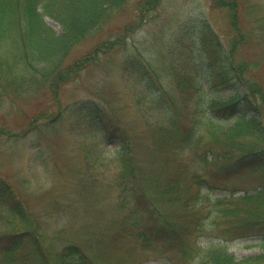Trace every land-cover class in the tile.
Wrapping results in <instances>:
<instances>
[{"label": "rangeland", "instance_id": "374dc122", "mask_svg": "<svg viewBox=\"0 0 264 264\" xmlns=\"http://www.w3.org/2000/svg\"><path fill=\"white\" fill-rule=\"evenodd\" d=\"M140 1L129 0L123 10L103 24L96 36L71 50L67 62L84 58L85 67L78 78L60 88L58 97L63 103L92 98L107 113H115L118 117L115 126L118 134L126 133L130 139L134 136L132 140L139 156L138 176L147 178L156 175L164 179L165 176L177 172L169 162L175 160L176 155L173 158L166 154L165 150L162 151V147L156 142L157 136L152 133L153 124L160 116L155 108L158 92L152 89L156 88L155 85L159 82L162 92L178 103L176 116L182 124L190 127L196 123L195 130L191 132L192 137L200 136L204 142H210L213 137H210L209 127L204 119L199 118V112H195V93H186L179 85L177 76L183 73L200 74L203 77L208 73L216 80L224 81L227 89L234 83L236 71L245 80H262L264 29L258 25L259 19L264 18V0H236L238 9L221 6V0H156L142 9L139 6ZM227 2L233 5L236 3L234 0ZM233 14H238L237 21L240 20L242 28L246 29L249 35V42L238 46L233 59H230V62H233L230 64L236 69L235 73L230 69V64L226 67L216 66L222 51L215 49L216 54H210L212 48H207V55L204 57L201 46L198 45L195 51L192 46H196L197 41L194 39L206 36L209 38V33L226 43L228 38L238 33ZM45 22L56 32L61 31L59 24L51 18L45 17ZM127 57L137 58L148 66L151 75L148 77L149 87L134 83L126 77L129 73L122 70V63ZM241 65L245 66L242 70ZM235 86L241 91L244 88L238 81ZM215 97L227 100L228 94L220 92ZM10 103L11 101L7 100L0 107V123L11 130L23 129L30 124L28 121L37 112L44 113L48 110L49 115L45 120L53 118L46 128L31 130L28 139L18 142L16 146L10 144L8 139L5 143L0 142V177L14 189L19 204L24 205L26 215L31 213L34 221L35 215L42 223L46 222L47 233L51 239L54 238L53 250L67 243H79L89 250L88 254L99 264H166L167 256L175 254L172 246L164 254L127 261L121 257L116 260L112 258V254H120L118 248L122 244L105 242L104 259L99 257L97 261V254L91 255L94 254L90 247L92 235L100 232L102 225H106L111 218L118 222L129 214L130 217L137 214L146 217L148 211L151 214L155 209L158 201L161 210L169 205L168 210L179 221L184 215L182 202L170 200L166 203L157 195L156 203L143 198L134 202L132 195L127 196L133 206V212L121 206L120 189L116 186L120 184L115 181L117 177H114L115 171L119 169L116 159L117 154L121 153V140L119 135L107 137L103 134L110 130L111 126L104 129L101 125H90L86 112L72 110L73 108L62 115L57 114L52 97L46 94H39L34 98L27 96L16 99L14 104ZM159 103L161 107L169 104V101L164 99ZM44 118L41 115L35 121L42 125L40 122H45ZM156 124L155 122L154 125ZM124 134L120 136L123 137ZM0 140L3 138L0 137ZM245 141L254 142V147L260 146L252 135ZM33 144L36 146L33 147ZM39 151L46 161V169L40 165L31 167L30 155L32 153L35 156ZM37 159L39 161V157ZM90 176H97L99 181L92 183ZM262 177L257 169L245 168L229 172L224 186L209 187L207 182L201 186H206L212 197L228 196L229 191L239 195L243 191L252 192L261 188V184L264 187ZM140 186L145 187L142 184ZM204 210L205 207L199 212L195 225L198 223L200 230L208 234L202 236L193 233L188 237L189 240L195 239L198 245H205L207 240L223 242L222 239L226 238V251L238 259L264 252V243L260 242V237L251 236L255 231L240 237L236 233L222 232V229L228 226L225 223L219 224L216 220L212 221V218L207 219L208 213H202ZM0 216L8 218L9 214L3 213ZM12 225L13 230L24 226L21 223ZM151 225L147 221L142 226L134 224L131 228L144 230L151 236ZM234 225L232 223L229 227ZM115 226L117 229L125 225ZM6 231H9V228L0 226V233ZM106 232L110 237L117 235L114 230L107 229ZM219 235L223 238H216ZM132 247L134 253L130 254L137 256L138 244L133 243ZM22 251L23 249L13 253L15 264H29L30 257ZM147 252H152V247H147Z\"/></svg>", "mask_w": 264, "mask_h": 264}, {"label": "trees", "instance_id": "16d2710c", "mask_svg": "<svg viewBox=\"0 0 264 264\" xmlns=\"http://www.w3.org/2000/svg\"><path fill=\"white\" fill-rule=\"evenodd\" d=\"M128 1L0 0V107L7 100L11 101V105L19 98L27 96L34 98L39 94H46L52 97L57 114L62 115L72 108L86 112L88 124L101 125L104 129L111 126L110 130L103 133L104 136L119 135L121 140V153L117 154L116 159L119 171H115L114 177H117L115 181H119L120 184L116 186L120 189V204L123 208L127 207L133 212V206L127 197L130 195L133 196L134 202L143 198L156 203V195L166 203L170 200L182 202L184 215L180 221L168 210L169 205L161 210L159 201L151 214L148 211L146 217L139 214L130 217L129 214L118 222L111 218L106 225H102L100 232L93 234L90 239V247L94 253L91 255L97 254L96 260L104 256L105 242H117L122 246L118 248L120 254H112L115 260L121 257L127 261L128 259L138 261L149 258L150 255L164 254L172 246L175 254L167 256L166 264H264V252L236 258L226 251L224 242L227 239L221 235L216 238H223V242L207 240L205 245H198L195 239L188 238L193 233L202 236L208 234L200 230L198 223L195 225V219L205 207L202 213H208L207 219L212 218V221L216 220L219 224L225 223L228 226L223 228L222 232L236 233L240 237L255 231L251 236L260 237V242L264 243L263 184L261 188L251 193L244 191L243 194L234 195L233 191H229L227 197H212L206 186H201L206 182L209 183V187L224 186L229 172L245 168L257 169L263 176L262 180L264 179V78L259 81L245 80L236 71L234 83L227 89L224 81L216 80L208 73L203 77L200 74L183 73L177 76L179 85L186 93H195L197 104L195 112H199V118L207 123L210 137L216 141L212 138L208 143L200 136L192 137L191 132L195 130L196 123L190 127L182 124L176 116L179 105L177 106V102L170 96L166 100L169 104L159 106L165 94L157 81L156 88L152 90L158 92L155 108L160 116L155 120L157 124L154 125L155 122L153 124L152 133L157 136L156 142L162 147L160 148L162 151L165 150L166 154L173 158L176 155L175 160H167L177 172L165 176L164 179L156 175L147 178L138 176L139 156L135 151L137 147L133 144L134 136L130 139L126 133H123V137L120 136L122 133L118 134V129L115 128L118 117L115 113H107L92 98L76 99L72 103L60 102L58 97L60 88L78 78L85 67L84 58L67 62L71 50L96 36L103 24L123 10ZM155 2L156 0H141L139 6L143 9L144 6ZM220 5L238 9L237 2L233 5L227 0H221ZM237 16L233 14L238 33L228 38L226 43L209 33V38L207 36L199 38L200 44L198 38L194 39L197 42L196 46L192 45L193 50L195 51L198 45L201 46L202 55L206 57L207 48H212L210 54H216L215 49H218L222 53L216 66L226 67L233 63L230 59H233L234 51L238 46L249 42L248 32L242 28L240 20L237 21ZM45 17L59 24L61 31L56 32L45 22ZM258 26L264 29V18L259 19ZM122 66V70L129 73L127 78L149 87L148 77L151 75L146 64L137 58L127 57ZM241 67V70L245 68L244 65ZM230 69L235 73L234 65L230 64ZM237 81L243 85L242 91L235 86ZM220 92L228 94V99L215 97ZM41 115L45 117L43 119L45 122H40L42 125L35 121ZM48 115V110L33 114L28 121L30 124L18 129L19 131L11 130L0 123V137L3 138L0 142L5 143L8 139L11 141L10 144L16 146L18 142L27 140L31 130H42L49 125L53 118L45 120ZM251 135L260 146L254 147V142L245 141ZM40 155V151L35 156L31 153L29 161L32 168L36 165L47 168L45 159ZM90 177L92 183L99 181L97 176ZM141 184L147 189L140 186ZM178 194L185 196L180 197ZM18 200L11 185L0 177V215L9 214L8 218L0 216V226L9 228V231L0 233V264H15L13 253L21 249L30 257L29 264H99L88 254L89 250L79 243H67L53 250L54 238L51 239L47 233L46 222L42 223L35 215L34 221L31 213L26 215L24 205L19 204ZM201 220L202 218L199 221ZM147 221L148 224H152L151 236L144 230L131 228L134 224L142 226ZM14 223L15 226L17 223L24 226L13 230ZM232 223L235 224L234 227H229ZM115 224L125 226L116 229ZM107 229L116 231L117 235L111 238L106 232ZM133 243L139 246L137 256L130 254L134 253ZM147 247H152V252H147ZM126 254L129 255L125 257Z\"/></svg>", "mask_w": 264, "mask_h": 264}]
</instances>
